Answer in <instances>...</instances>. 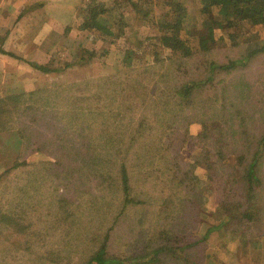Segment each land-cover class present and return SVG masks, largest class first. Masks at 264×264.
Instances as JSON below:
<instances>
[{
  "label": "trees",
  "instance_id": "trees-1",
  "mask_svg": "<svg viewBox=\"0 0 264 264\" xmlns=\"http://www.w3.org/2000/svg\"><path fill=\"white\" fill-rule=\"evenodd\" d=\"M161 1L164 10L155 20V33L151 38L154 42L149 43V50L156 58L157 45L163 46L166 51L163 59L148 58L145 65L134 67L130 63L133 54L125 49V69L115 75L0 96V132L15 129L22 141L21 151L15 160L0 171V225L5 226L7 237L13 240L10 244L24 246L23 250L28 251L23 253L29 258L28 263L71 264L77 258L79 262L74 264H147L159 261L163 264L167 261L171 264H202L196 260L197 254L199 252L204 257L205 239L210 231L219 227L209 225L195 237L175 219L170 223L163 220V236L157 238L158 242L151 250L135 251L136 255L131 258H117L109 253L110 236L129 208L142 214L144 220H135L140 227L149 223L145 210L151 211L152 206L140 194H133V179L145 173L140 169L145 171L150 167L163 174V182L171 181V187L179 188V194L185 192L182 188L190 190L189 200L184 198L182 202H190L192 206L199 205V202L202 204L204 195L192 190L188 181L204 180L210 195L214 194L218 200L216 212L230 219L238 214L243 227L238 223L236 231L242 228V233L250 231L253 234L264 222V190L261 188L264 183L261 168L264 161V124L255 125L256 116L249 111L236 113L235 116L241 118L238 123L235 117L234 121L228 120L234 114L232 106L242 107L244 102H253L259 93L251 88L253 84L250 81L244 82V88L233 90L234 95L230 87L227 90L225 86L216 98L220 105L219 114L215 115L213 102L216 99L209 94L213 92L216 95L223 73L243 66L245 60L247 65L258 55H264V41L252 45L242 57L244 60L229 55L241 50L245 43L242 38L248 29L264 30V0H199L203 18L194 29L188 24L189 14L184 0ZM116 6L108 0H89L78 28L97 31L109 42L123 36L127 19L117 13ZM213 8L216 9L215 14ZM219 40H222L219 50L225 53L222 62L207 55L216 49ZM0 52L15 57L4 49ZM88 55L92 59L95 52L89 51ZM19 59L46 74L76 65L63 62L60 66L52 59L45 63ZM159 61L166 69L164 73L160 70ZM145 76L150 77V85L143 83L142 77ZM114 78L117 83L113 82ZM160 83L163 86L158 98L163 100L161 109L167 129L158 133L157 128L146 136L145 124L140 122L138 130L125 139L127 130L121 124L122 116L127 111L133 112L130 108L134 97L141 100L140 96L148 93L149 86L158 87ZM108 84L110 86L106 87ZM99 85L104 88L103 97L99 93L88 92V87ZM129 87L132 89L130 92L127 91ZM73 88L85 89L89 100L98 102L99 99L109 106H82L79 102L86 97L76 96ZM110 92L120 94L122 100H115ZM154 96L152 93L151 97ZM198 97L200 100L196 107L194 102ZM166 103L169 107L164 106ZM99 113L104 114L103 119ZM216 115L220 117L218 120H214ZM193 122L202 126L201 132L195 136L188 131V125ZM69 124L71 129L67 134L66 126ZM157 134H163V145L158 144L161 139ZM170 135L179 141L194 139L199 154L185 163L178 158L169 160L166 153L170 147L164 139ZM94 148L110 154L93 157ZM161 150L163 155H159ZM80 155L82 166L77 161L70 163ZM40 156L44 158L40 159ZM96 164L102 167L86 169L103 187L99 185L96 193L89 188L77 187V183L86 185L80 179L83 175L80 168ZM197 168L204 173L196 172ZM214 181L215 187L221 182L229 184L223 197L220 196L222 191L214 193ZM79 195L87 196L89 202L83 204L77 199ZM168 201L165 200L163 207L166 208ZM165 208L163 213H166ZM113 209H116L114 213ZM106 212L112 214V220L102 229L98 219L103 221ZM200 224L202 221L198 220L197 225ZM0 259L7 263L9 252L0 250Z\"/></svg>",
  "mask_w": 264,
  "mask_h": 264
},
{
  "label": "rangeland",
  "instance_id": "rangeland-1",
  "mask_svg": "<svg viewBox=\"0 0 264 264\" xmlns=\"http://www.w3.org/2000/svg\"><path fill=\"white\" fill-rule=\"evenodd\" d=\"M112 4L117 5V13H120L127 19L125 21V34L116 38L114 41L105 40L101 34L97 31L80 30L79 19L85 14V4L89 0H0V50L4 49L15 55V57L0 52V96L9 95L12 93L28 92L41 88L55 87L61 84H70L75 82H81L85 79H94L103 76H112L125 69V63H123L124 50L129 49L132 52L130 63L134 67L145 65L148 58L150 59H163L166 56V51L161 45H157L155 50L156 58L151 55L149 50V43L154 42L151 40L155 30L153 28L156 24L155 20L163 13L164 6L161 0H108ZM188 10V24L192 29L198 27L203 18L202 13L199 11V0H184ZM213 14L216 13V9L213 8ZM147 13V15H146ZM146 15V16H145ZM191 29V30H192ZM242 40L245 42L241 45V50L236 54L230 52L231 57L242 58L247 50L255 43H262L264 41V30L256 31L254 28L247 30ZM222 46V40H219L216 49L213 48L207 53L209 58L215 61L222 62L223 51L219 48ZM89 51L95 52V56L89 59ZM26 58L30 61L38 63H45L51 59L54 63L62 65L63 62L75 63V66L64 69L59 72L42 73L32 66L28 65L25 61L19 58ZM200 56H198V64ZM160 70L164 73L166 70L163 68L162 62H160ZM238 63H241L240 61ZM246 60L242 65L234 70H230L227 73H223L216 95L213 92V99H216L219 95L221 88L225 87L232 90L234 95L235 89L241 87L244 88V82H252V89L259 93L256 99L250 102H244V106L235 107L232 106L234 114L229 116L228 120L239 122L241 118L236 117V113L240 111H249L253 116H256L255 125L264 124V55H258L245 65ZM186 68H183L185 70ZM155 73V72H154ZM153 73V74H154ZM152 74V75H153ZM150 75V74H149ZM144 84L150 85V77H142ZM114 83H117L114 81ZM169 79L168 81H171ZM177 81V79H175ZM162 84L163 82L160 81ZM160 86H149L151 89L144 96H140L141 100H137L135 97L131 102V110L127 111L121 120V124L125 126V139L130 134H133L139 128V123L145 124V135L148 132H155L158 128L161 133L167 129L168 124L163 119V100L158 98L160 93ZM108 84L106 87H109ZM154 87V88H153ZM90 93H99L100 97H103L104 88L102 85L98 87H88ZM116 92L115 86H112ZM131 87L127 89L128 92L132 91ZM76 96L82 95L86 99H83L79 103L82 106L90 105L93 108L96 107H108L109 104L105 101L98 102L89 100L88 94L85 89L73 88ZM120 93V92H119ZM154 97H151V94ZM111 96L117 101L122 100L120 94L110 92ZM199 97L194 102L197 107ZM243 102V101H242ZM168 103V102H167ZM165 107H169L168 104ZM231 103V102H230ZM99 105V106H98ZM220 101L216 99L213 102V112L219 114ZM173 104H170V107ZM234 107V108H233ZM124 112V111H123ZM102 117L103 113H99ZM220 117L214 116V120H218ZM103 119V117H102ZM163 119V120H162ZM103 122V120H101ZM114 121V120H113ZM115 122V121H114ZM108 125L107 123H105ZM237 126L236 123H234ZM129 127V128H127ZM127 128V129H126ZM236 128V127H235ZM71 125L66 126L67 134L70 132ZM12 130L17 135L15 129ZM202 126L198 122H193L188 125V131L191 135H197L201 132ZM124 131V132H125ZM164 134V133H163ZM163 134H157L161 142L158 144L163 145ZM85 136V134H83ZM169 135V134H167ZM19 136V135H18ZM21 140V139H20ZM169 143L170 151L166 154L168 159L175 160L180 159L182 162L189 161L194 155L199 154V149L196 147L194 139L177 140L174 135H170V138L164 139ZM125 145V143H124ZM6 144L0 143V171L5 168L7 164H10L22 148V141L19 147V151L16 156L10 157ZM121 152L124 153L123 150ZM93 155L97 158L104 157L105 154H110L109 151L99 150L94 148ZM139 154V152L137 153ZM159 155H163V150ZM81 156L75 157L70 163L77 161L83 165ZM38 156L35 157V159ZM44 158L42 156L39 157ZM81 159V160H80ZM159 159V156H158ZM160 161V160H159ZM69 163V164H70ZM134 163V162H131ZM161 163V162H160ZM162 164V163H161ZM102 167L101 164L95 166L86 165L80 168V173L83 175L80 178L86 185L83 186L77 183L78 186L89 188L90 191L96 193L98 191V180L92 174V172L86 168ZM114 172L116 167L113 165ZM262 174L264 176V161L262 163ZM196 172L204 173L201 168L195 169ZM139 176L137 175L133 179V194H140L144 200H149L151 204V211L145 210L150 220L145 226H139L135 220L139 218L144 220L142 214L135 209L129 208L128 212L120 219L121 221L116 225L115 229L110 236L108 244V251L112 255H116L117 258H131L136 255V252L149 251L157 244V238L163 236V220L166 223H170L175 219L178 222L186 226L189 233L193 236H199L203 233L205 228L209 225H214L217 230H212L208 233L205 239L204 257L201 254H197V261L202 264H264V222L258 227V232L253 234L248 232L242 233L244 229L236 231L237 224L240 222L235 216L225 218V214L219 215L216 211L219 209L218 200L215 199L214 194L210 195L208 184L204 180H198L191 182V189L195 190L199 195L203 194L201 201L202 204L192 206L190 202L182 200L188 199V193L190 190L182 188L185 192L179 194V188L171 187V181L163 182V174L159 170L153 168H147L145 171L139 170ZM147 176L146 181L144 178ZM137 177V178H136ZM25 178V176H24ZM214 193L222 191L220 196L223 197V193L226 187H230L227 182H221L215 187V181L212 184ZM103 187V184L100 185ZM264 190V183L261 186ZM86 189V190H87ZM85 191V190H83ZM217 191V192H216ZM86 192V191H85ZM175 193V196H174ZM174 197V200L172 199ZM108 198V196H107ZM106 198V199H107ZM139 198V197H138ZM77 199L83 204L89 202V199L85 195L77 196ZM165 200H169L166 208L163 207ZM189 200V199H188ZM224 200H228L224 197ZM163 208L166 209V213H163ZM116 209H113L114 213ZM196 211V213L194 212ZM197 212L200 217H196ZM151 214V217H150ZM103 221L99 218L98 222L102 229L107 225H110L112 220V214L104 213ZM200 218V219H199ZM201 220L202 224L197 225V221ZM134 221V222H133ZM103 225V226H102ZM263 233V234H262ZM0 250H7L9 252V259L7 263L0 259V264H30L29 258L23 253H27L22 247L10 244L11 237H7V231L5 226L0 225ZM199 241L201 239L199 238ZM147 242V243H146ZM153 246V247H152ZM197 251V249H196ZM18 253V254H16ZM143 253V252H142ZM197 253V252H196ZM139 254V253H137ZM86 258V255H83ZM78 259H73L71 264L78 263ZM163 264L159 262H147V264ZM171 261L165 262V264H171ZM48 264V262H47ZM176 264H188L185 262H178Z\"/></svg>",
  "mask_w": 264,
  "mask_h": 264
},
{
  "label": "crops",
  "instance_id": "crops-1",
  "mask_svg": "<svg viewBox=\"0 0 264 264\" xmlns=\"http://www.w3.org/2000/svg\"><path fill=\"white\" fill-rule=\"evenodd\" d=\"M0 143L6 144L8 147L7 149L9 151L8 156L14 157L19 151L21 140L19 136L12 130L1 131L0 132Z\"/></svg>",
  "mask_w": 264,
  "mask_h": 264
}]
</instances>
